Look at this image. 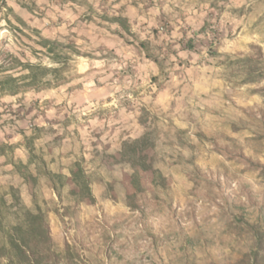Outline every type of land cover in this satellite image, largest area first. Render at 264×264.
<instances>
[{
	"label": "rangeland",
	"instance_id": "rangeland-1",
	"mask_svg": "<svg viewBox=\"0 0 264 264\" xmlns=\"http://www.w3.org/2000/svg\"><path fill=\"white\" fill-rule=\"evenodd\" d=\"M117 15L128 31L108 20ZM41 38L81 55L60 85L0 97L9 219L45 208L73 256L62 264H254L243 221L264 229V78L243 83L237 60H264V0L0 5V62L49 63ZM144 136L166 188L119 153ZM75 164L93 200L72 181Z\"/></svg>",
	"mask_w": 264,
	"mask_h": 264
},
{
	"label": "trees",
	"instance_id": "trees-1",
	"mask_svg": "<svg viewBox=\"0 0 264 264\" xmlns=\"http://www.w3.org/2000/svg\"><path fill=\"white\" fill-rule=\"evenodd\" d=\"M76 3L78 0H66ZM0 5H6V0H0ZM111 22L119 24L124 30H129V21L125 16L109 17ZM38 44L49 63H32L23 61L11 54L0 62V97L18 96L30 90L41 91L56 87L67 78L73 56H80L76 45L65 44L49 38H41ZM244 66L243 83H255L264 78V60L243 57L237 60ZM15 71L16 73H9ZM150 142L148 136L136 141H125L120 155L130 163H137L143 170L152 171L156 182L166 188V177L152 163H148V155L144 149ZM32 150L31 146H28ZM33 152V151H32ZM72 181L83 187L87 196L93 200L90 179L82 167L75 164L72 167ZM55 188V187H54ZM6 202L0 197V264H62V260H73V256L64 255L57 248L51 234L48 211L39 203L33 207H21L11 213L10 220L4 212ZM243 226L249 228L254 235L249 256L254 264H264V229L261 225L243 221Z\"/></svg>",
	"mask_w": 264,
	"mask_h": 264
}]
</instances>
